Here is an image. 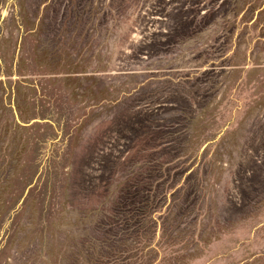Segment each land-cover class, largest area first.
<instances>
[{"label": "rangeland", "instance_id": "1", "mask_svg": "<svg viewBox=\"0 0 264 264\" xmlns=\"http://www.w3.org/2000/svg\"><path fill=\"white\" fill-rule=\"evenodd\" d=\"M0 264H264V0H0Z\"/></svg>", "mask_w": 264, "mask_h": 264}]
</instances>
